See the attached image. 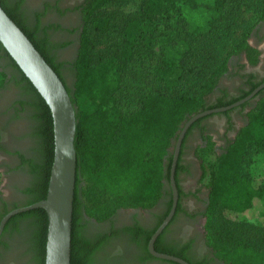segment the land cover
I'll return each instance as SVG.
<instances>
[{"label": "trees", "instance_id": "trees-1", "mask_svg": "<svg viewBox=\"0 0 264 264\" xmlns=\"http://www.w3.org/2000/svg\"><path fill=\"white\" fill-rule=\"evenodd\" d=\"M119 1L123 0H86L83 5V31L73 66L72 89L61 75L62 64L45 52L46 41L36 39L35 33L14 17V9L0 0L3 9L63 80L77 107L71 264L93 261V245L83 235L86 220L101 223L121 209H152L164 196L166 182L170 187V211L173 204L170 173L174 158L170 149L182 126L201 112L227 107L246 98L264 83V79L256 81L252 76L248 81L249 90L239 95L218 89L233 57L245 54L250 65L259 63L260 51L249 43V38L256 24L264 22V0H259L254 8L258 17L251 25L245 24L242 17L237 19L238 0H214L209 30H193L186 24L183 9L191 0H142L136 12L124 21L116 43L105 50L98 49V40L110 35L113 27L114 17L106 9ZM214 19L224 31H218L220 26L217 27ZM158 45L163 51L155 60ZM147 58L150 60L145 62ZM0 59L9 61L8 65L16 71L8 79V73L0 65V91L14 81L29 96V100H20L17 104L28 107L31 118L36 121L33 135L38 142V157L22 156L33 176L25 204L30 206L47 197L55 157L54 121L46 101L1 43ZM142 63L141 92L128 104L123 95L125 76L134 64ZM254 99L258 100L247 113V124L203 168L210 191L207 245L227 264H264V230L224 215L243 213L253 206L255 199L264 196V185H255L251 171L255 157L264 153V89ZM80 100L91 102L92 109H81ZM248 105L249 101L218 115H229ZM208 117L211 116L195 122L189 132ZM2 138L0 127V149ZM214 145L210 142L202 150L214 153ZM180 168L181 156L176 169L177 184ZM1 184L0 174V188ZM9 212L1 214L0 223ZM21 220H28L26 232H29L34 261L45 264L47 213L34 209L17 214L8 221L4 231ZM157 228L147 231L142 238L147 259H154L148 246ZM161 238L162 235L155 243L156 251L195 264L179 252L161 249Z\"/></svg>", "mask_w": 264, "mask_h": 264}, {"label": "flooded vegetation", "instance_id": "flooded-vegetation-1", "mask_svg": "<svg viewBox=\"0 0 264 264\" xmlns=\"http://www.w3.org/2000/svg\"><path fill=\"white\" fill-rule=\"evenodd\" d=\"M2 1L6 3L10 9H14V17L23 24V26L27 27L29 31H33L36 39L40 42L46 41L45 52L49 56L55 58L57 63L62 64L59 70L66 85L70 88L67 82V75L70 74L71 70L73 71L74 63L78 57L80 37L83 31L82 9L86 0H76L78 3L69 11H64L61 7L59 8L58 5L51 2L42 3L40 1L34 2L33 0ZM62 1L64 0H58L57 2L60 4ZM57 16L64 19L66 23L76 21L80 26L78 29L66 27L62 22H57ZM253 35H257L264 39V23L257 27ZM74 37L77 38H75V40H77L75 58L71 64L68 65L63 61L62 54L74 44L72 42ZM252 46L260 51L259 63L256 66L250 65L245 54L233 57L230 60L229 72L224 76L232 78L238 77V79L247 86V89H245L247 91L250 88L248 83L250 77L254 76L256 81L264 79V77L259 79L255 74H250L247 71L264 63V58L261 55V48L258 45ZM235 58L240 59L239 66L235 65V61L233 62V60H236ZM3 60L6 61L4 64H9V61L6 59ZM9 68L8 79H11L13 75H16V71L12 67ZM221 83L222 80L218 89L227 90ZM13 86L19 88L14 81L10 82L7 88L12 89ZM227 92L229 94L231 93L228 90ZM6 94L7 90L3 89L0 91L1 103H3L6 96H8ZM19 94L20 97L17 99L29 100V96L23 89H20ZM257 100L258 99H254L253 97L249 100V105L242 109H245L243 112V117L245 119L248 120L247 113L252 106L255 105ZM15 110L18 112H15ZM239 110L241 109L236 111ZM4 116L10 119L9 122L11 123L17 120L15 118L16 116H20L21 119L24 116L26 119H24L25 124H23V128L22 126H20L21 128H18V126L16 128L17 131L20 130V134L16 133L14 128L8 124L12 129L8 127V131L6 130L8 135L3 134L1 141V146L4 148L2 147L0 149V157L4 152L10 153L11 162L9 165L10 170L8 173L4 174L7 178V183L5 184L2 182L0 188V216L6 210L11 212L14 208L24 207L27 203L29 198L27 190L31 185L33 176L31 175L29 166L26 163L24 164L22 156H24L25 159H36L38 157L36 151L38 142L37 138L33 135L36 121L31 118L30 109L28 107L23 108L16 103L15 108H9L8 106L7 109L5 108ZM210 116L212 117L215 115ZM237 120L239 119H235V124H237ZM245 125L235 127L234 136L226 140V144L223 145V148H226L228 143L235 139L238 131ZM188 132L183 141L180 154L182 168L178 171V206L175 215L161 234L162 238L159 246L161 249H171L175 252H179L195 264H227L216 257L215 252L207 245L206 241V213L210 200L208 186L207 188L205 185L203 186L205 188H198V196L200 199V204L198 203L200 206L198 207L199 209L192 213L188 212L186 209L185 202L189 198V194L187 195L188 192L184 189L183 182L186 183L190 177H195L197 175V169H195L197 166L194 167V164L190 163L188 155L192 152L197 143L201 144V148L203 149L207 147L206 131L202 128L201 124L193 127L191 131ZM7 137L9 143L5 142ZM202 176L203 173L201 178H203ZM200 183H202V181ZM201 191L203 192L202 195L200 194ZM169 192L170 187L168 183H166L164 196L152 209H121L110 220L101 223L95 220H86V223L84 222L85 228L83 229V235L91 241L94 248L93 261L90 264H171L169 261L154 257L151 253L154 259H147L145 251L142 248V238L144 234L147 231H152L156 227L159 228L171 212V210L168 211V204L170 202ZM27 224L28 220H21L16 224L10 225L7 231H3L0 237V264H37L34 261V253L31 249L32 245L28 237L29 232H26Z\"/></svg>", "mask_w": 264, "mask_h": 264}, {"label": "water", "instance_id": "water-1", "mask_svg": "<svg viewBox=\"0 0 264 264\" xmlns=\"http://www.w3.org/2000/svg\"><path fill=\"white\" fill-rule=\"evenodd\" d=\"M0 43L49 106L54 121L55 135V157L46 199L9 212L0 223V237L6 224L13 216L34 209H43L48 217L45 264H71L72 222L77 176V151L75 147L78 126L77 107L73 103L63 80L47 63L23 30L7 14L1 4ZM263 88L264 84L259 86L246 98L230 106L201 112L182 126V130L170 149V152L174 154L170 173L173 206L169 216L152 236L148 246L150 253L154 257L177 264H190L182 258L160 253L155 249L157 239L170 223L178 206L179 191L176 180V169L183 141L189 128L202 118L224 113L243 105Z\"/></svg>", "mask_w": 264, "mask_h": 264}, {"label": "rangeland", "instance_id": "rangeland-1", "mask_svg": "<svg viewBox=\"0 0 264 264\" xmlns=\"http://www.w3.org/2000/svg\"><path fill=\"white\" fill-rule=\"evenodd\" d=\"M34 2L40 1L42 3L45 2H51L61 7L64 11H69L73 7L76 6L78 1L76 0H64L60 4L57 2L58 0H33ZM214 0H191L183 9V19L186 21V24H189V27L193 30H209L212 28L210 26L211 21L213 19V12H212V2ZM142 2V0H123L119 1L111 6H109L106 9V12L109 14H112L113 19V27L111 30L110 35L107 37H104L102 40H98V49L105 50L112 45H114L117 41V34L121 31V27L126 20L128 16L131 14H134L137 10V6ZM238 3L240 5V8L236 11V17L239 20L241 17L246 22L245 24L251 25L255 24L256 18L258 17L257 13H254V8L256 5H258L259 0H238ZM75 16V15H71ZM57 22L63 23L66 27H71L74 29L79 28V23L71 22L66 23L64 19H61L59 16H57ZM55 21V20H54ZM216 24V19H214ZM264 23V22H263ZM257 23L255 28L253 29V32L250 35L249 42L252 45H258L261 48V55L264 58V39L261 37H258L257 35H253L254 31L257 29L258 26H261L263 24ZM217 25V24H216ZM220 25H217L219 27ZM218 31H224V29L220 26ZM76 37L73 39V45L69 47L64 53L62 54V59L65 63L68 65L71 64V62L75 58V51L77 46V40H75ZM77 39V38H76ZM116 40V41H115ZM163 49L161 45H158L155 47V60H157L162 53ZM236 57V56H235ZM154 60V57L152 58ZM235 65H240V59L235 58ZM238 59V60H237ZM150 59L147 58L145 62H148ZM3 59H0V65L5 68V71L8 73L9 77V70L10 66L5 63L4 64ZM146 66V65H144ZM70 67V66H69ZM9 68V69H8ZM129 70V72L125 76V89L123 95H125V98L127 97L128 104H131L136 96L139 95L141 92V78L143 74V63L133 65ZM71 70V69H70ZM250 74H255L257 78L261 79L264 77V63L261 65H258L257 67L253 69L247 70ZM67 82L70 88L73 89L74 82H75V75L74 72L71 70L70 74L67 75ZM222 86H224L228 91H230L231 95H239L242 91L247 89V86H245L238 77L232 78V77H224L222 79ZM12 87V89H8L7 87L4 88L7 90L8 96H6V99L3 103L0 102V127L3 131V134H7L6 130L8 131V127L12 126L16 133L20 134V130H16L17 126L18 128L24 127L23 124H25L26 119L24 116L22 119L20 116H16L17 119L14 122H9L10 119H7L5 115V108L7 109V106L9 108H15L16 103L20 101V99H17L20 97V89L22 88L20 86ZM230 88V89H228ZM14 90V91H13ZM8 97V98H7ZM17 99V100H16ZM22 100V99H21ZM79 106L81 109L85 111H89L92 109L91 102L80 100ZM245 110V109H244ZM244 110L234 111L230 113L229 115H215L209 118H206L201 123V126L206 131V142L207 146L210 142H213L214 145V153L212 152H204L201 148V144L197 143L192 152L189 153L188 159L191 164H194L193 166L197 168V175L195 177H190L188 181L185 183L183 182L184 189L187 190V195L189 194V198L185 202L186 209L188 212H196L200 204V199L198 196L199 193V187H203L204 185L208 186V177H204V167H208L209 163L215 159L216 154H220L222 152L223 145L226 144V140L229 137L234 136V130L235 127H239L240 125L247 124L248 120L243 117ZM15 112H18L15 110ZM235 119L237 120V124H235ZM10 124V126L8 125ZM11 128V127H10ZM12 129V128H11ZM10 129V130H11ZM22 131V130H21ZM6 143L8 142V137L5 139ZM6 145V144H5ZM3 147V146H2ZM4 148V147H3ZM173 153V152H170ZM11 162V156L10 153L4 152L3 155L0 157V174H1V182L7 183V178L4 176L5 173H8L10 170L9 165ZM196 164V165H195ZM252 176L255 182L256 186L264 185V153L259 154L255 157V161L252 165ZM203 173V178H201V175ZM202 179V180H201ZM202 181V183H200ZM201 191V195H202ZM7 194V192H6ZM199 203V204H198ZM225 217L238 222H244L248 225H251L255 228H259L261 230H264V196L261 199H255L253 202V206L244 211L243 213H231L226 212ZM208 220V219H207ZM206 241H207V232H206Z\"/></svg>", "mask_w": 264, "mask_h": 264}]
</instances>
